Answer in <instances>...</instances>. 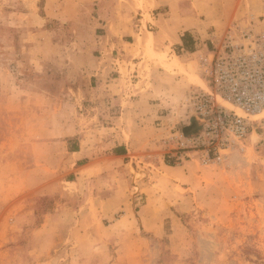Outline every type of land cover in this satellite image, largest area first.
<instances>
[{
  "label": "rangeland",
  "instance_id": "rangeland-1",
  "mask_svg": "<svg viewBox=\"0 0 264 264\" xmlns=\"http://www.w3.org/2000/svg\"><path fill=\"white\" fill-rule=\"evenodd\" d=\"M34 5L0 0V264H264L261 129L238 141L221 161L204 165L192 154L190 162L181 165L175 157H166L173 167L163 164L152 166L150 173L147 167L134 173L133 184H141L134 191L138 200L111 220L74 216L85 201L78 193L38 194L49 184L65 185L72 174L46 159L68 155L66 146L42 141L58 137L55 106L64 97L59 91L65 79L60 73L42 76L41 65L30 58L41 56L40 50L31 52L23 28L24 13ZM263 25L264 0L248 3L245 13L217 31L216 43L228 30L236 34ZM174 63L193 87L200 85L194 63L187 71ZM44 87L53 92L46 93L47 105L38 95ZM49 211L58 218H48ZM115 218L122 221L112 229ZM85 231L96 235L100 248L95 253L85 251Z\"/></svg>",
  "mask_w": 264,
  "mask_h": 264
},
{
  "label": "crops",
  "instance_id": "crops-1",
  "mask_svg": "<svg viewBox=\"0 0 264 264\" xmlns=\"http://www.w3.org/2000/svg\"><path fill=\"white\" fill-rule=\"evenodd\" d=\"M28 1L35 5L24 13V35L31 52H41L30 58L42 76L65 79L55 106L58 137L42 141L66 146L68 155L46 159L72 174L65 185L49 184L38 194L78 193L85 201L74 216L111 220L138 200L134 173L173 167L165 159L175 155L171 138L190 124L186 98L193 88L174 61L186 71L197 67L199 55L219 40L217 31L257 0ZM46 87L38 95L47 105L46 93L53 92ZM47 216L58 218L52 211ZM91 234H82L89 239L85 251L95 253L100 246Z\"/></svg>",
  "mask_w": 264,
  "mask_h": 264
},
{
  "label": "built area",
  "instance_id": "built-area-1",
  "mask_svg": "<svg viewBox=\"0 0 264 264\" xmlns=\"http://www.w3.org/2000/svg\"><path fill=\"white\" fill-rule=\"evenodd\" d=\"M201 53L197 72L203 85H195L186 103L199 129L171 139L174 157L185 161L192 154L207 165L223 160L250 132L264 131V25L231 31Z\"/></svg>",
  "mask_w": 264,
  "mask_h": 264
},
{
  "label": "water",
  "instance_id": "water-1",
  "mask_svg": "<svg viewBox=\"0 0 264 264\" xmlns=\"http://www.w3.org/2000/svg\"><path fill=\"white\" fill-rule=\"evenodd\" d=\"M198 129H199L198 122H197V120H196L195 117H192V118H191V124L188 125V126H186V127L183 129V133H184L185 135L188 136V135H190V134L196 132Z\"/></svg>",
  "mask_w": 264,
  "mask_h": 264
},
{
  "label": "bare ground",
  "instance_id": "bare-ground-1",
  "mask_svg": "<svg viewBox=\"0 0 264 264\" xmlns=\"http://www.w3.org/2000/svg\"><path fill=\"white\" fill-rule=\"evenodd\" d=\"M198 84H200V85H201V82H198Z\"/></svg>",
  "mask_w": 264,
  "mask_h": 264
}]
</instances>
